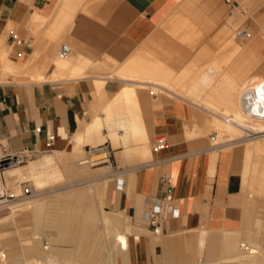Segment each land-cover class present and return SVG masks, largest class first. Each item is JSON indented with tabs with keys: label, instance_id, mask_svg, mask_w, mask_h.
Segmentation results:
<instances>
[{
	"label": "crops",
	"instance_id": "crops-1",
	"mask_svg": "<svg viewBox=\"0 0 264 264\" xmlns=\"http://www.w3.org/2000/svg\"><path fill=\"white\" fill-rule=\"evenodd\" d=\"M222 8L221 0H0V149L49 152L78 174L82 149L112 142L114 171L91 169L101 176L91 180L118 176L110 201L130 222L133 264H215L218 246L203 260L175 244V235L235 232L246 222L238 153L213 140L240 85L264 75V57L259 40L232 41ZM220 33L221 43L208 46L207 36ZM62 43L71 54L59 65ZM193 124L198 133L215 132L210 145L186 138ZM158 135L166 147L151 151ZM156 203L162 234L146 219ZM203 240L201 232L198 247Z\"/></svg>",
	"mask_w": 264,
	"mask_h": 264
},
{
	"label": "rangeland",
	"instance_id": "rangeland-1",
	"mask_svg": "<svg viewBox=\"0 0 264 264\" xmlns=\"http://www.w3.org/2000/svg\"><path fill=\"white\" fill-rule=\"evenodd\" d=\"M221 1L223 6L222 23L228 21L232 25V41L241 45H246L250 41L257 39L262 44V54L264 57V0H236L240 4L239 11H230L226 4V0ZM240 30H245L249 36L242 40L237 39L236 34ZM221 38V33L212 36L208 35V46H218L221 43ZM1 79L2 77L0 80ZM180 95L182 96V94ZM206 117L210 118L211 115H206ZM198 126V124H193L191 126L192 130L187 133L186 138L193 139L201 137L210 145V138L215 132L211 131L209 134L198 133ZM160 136L163 135H158L157 137ZM253 136L256 135L253 134ZM251 137L252 136L245 137L241 140L242 142L238 144H229L225 146L234 148L238 153L240 191L244 195L246 201V222L235 232L220 230L210 231L206 228L178 232L175 235V244L179 246H190V248L194 250L196 258H202L203 260L209 259L208 253L210 247L218 246L217 252L219 254L211 259H223L220 264H239L240 260L235 258L239 255V245L241 243L249 244V242H254L259 253L253 257H246V262L247 264H264V160L261 162L253 153L250 154L251 156H245V164H247L245 166V171L242 166L243 157L241 150L246 141ZM98 143L99 141L91 143L90 151H94L96 148H105V150L109 152V156L106 154L101 155L94 158L91 163L79 165V161L85 159L88 155V148L87 150L82 149L78 157H76L75 165L78 174H73L67 170L65 165L59 160H56L55 156L51 155L49 152H43L38 156L25 159L24 162L15 166V168L24 167L28 165L30 161L38 157L46 158V162L52 163L48 165L49 168L46 166L43 170L40 169V172L36 173L37 175H33V177L28 175L24 178L18 177L16 180L10 181L7 180L4 171V182L10 190V193L14 194L16 197L20 196L24 188L27 187L32 191V194L26 200H15L10 206L0 209V253L2 252V254L5 255V258H2L3 260L0 264H79V262H81L77 247L82 244L83 239L77 238L71 241L62 239L59 235L58 228L61 214L68 215L75 211V214L82 218L81 207L76 204H71L68 206V211H66L62 208V204L53 202L56 194L51 192V195V193H49L54 189L70 185H76L69 189L70 191L83 189L91 196L89 201L91 218L88 222H95L94 232L97 233L98 237L100 236L99 239L102 242L104 240L102 246L103 252L107 255L106 264H113V262L115 264H133L132 252L130 250V241L132 237L129 228L130 222L124 217L122 212L115 210L110 201L112 190L115 186V178L118 176L116 175L104 181L97 180L92 185L82 184L93 178L101 177L97 174V171L94 173L91 172V169L110 165L111 172L114 171L115 159L113 152L116 150L114 151L113 143H110L111 146H109L108 143L101 145H98ZM149 145L152 151L155 147V141L150 142ZM116 146H119V144ZM123 147L124 146H122V150L124 149ZM45 155L47 156L44 157ZM123 156L124 158H132L135 157V154L133 152L124 153ZM101 159H103L104 162H97ZM39 179L44 181L42 186H40ZM98 185L102 186L101 193L97 195L93 194L91 188ZM46 192H48V194ZM42 193L46 194H43L44 196L40 195ZM36 195L43 196V199H45L47 203L50 202V204L52 203L53 205H48L43 210L42 214L37 217L30 211L16 210L21 207V203L30 202L38 197ZM106 219H109L107 224L110 226V232H107L109 231L108 229L106 233H104L103 223L104 221L106 222ZM117 231H124L126 233L128 242L126 250H120L114 242V234ZM201 232H204V242L202 247H198L197 237ZM34 236H39L42 243L45 244L44 246H48V249H43L41 244L35 242L32 239ZM188 236L196 237V241L191 243L182 241V239ZM179 238H181V240ZM229 242L232 244L235 242L237 248L234 250H225ZM231 247L234 248V246Z\"/></svg>",
	"mask_w": 264,
	"mask_h": 264
},
{
	"label": "bare ground",
	"instance_id": "bare-ground-1",
	"mask_svg": "<svg viewBox=\"0 0 264 264\" xmlns=\"http://www.w3.org/2000/svg\"><path fill=\"white\" fill-rule=\"evenodd\" d=\"M233 10H237L235 3H234V9ZM229 53L227 52V54H229ZM224 56H226V54ZM66 59L58 60V64L62 65L63 64L62 60H66ZM229 59H230V57H229ZM227 62H228V60H227ZM212 67H214V66H212ZM63 68L65 69L66 67L64 66ZM212 107L213 106H211L210 109H212ZM215 113H216V111H215ZM221 115H224L223 120L221 122H217V121L215 122L216 123V129H217L215 131H217L216 132L217 135H216L215 139L213 140V144H220V145L236 144V143L242 142L241 140L244 139L245 137L252 136L243 145L245 156H249L250 154L254 153L255 156H257V158L260 159L262 162V160H264V75H256V76L250 77L242 85H240V88L236 92V95L234 97V101L232 102L231 109L225 111L224 114L221 113ZM207 122H209V121H207ZM207 129H208V127H207ZM253 134H255L256 136H253ZM162 139L163 138L158 139L159 142L160 141L163 142ZM98 151H100V150H98ZM101 155H105V153L90 156L89 159L93 160L94 158L99 157ZM46 156L47 155H45L44 157H46ZM49 164H52V163L46 162V158L38 157V158L30 161L28 163V165H26L24 167L15 168V166H16L15 165V166L6 168L4 171H5L7 180L11 181L14 179L16 180L18 177L24 178L28 175H31L33 177V175L40 172V169L43 170ZM78 164L81 165V164H86V163L83 159V160L79 161ZM246 165L247 164H245V166ZM48 168H49V166H48ZM94 182H96V181L91 180V181L84 182L82 184L83 185L84 184H91L92 185ZM39 183L41 184L40 186H42L44 181L41 179L39 181ZM73 186H76V185L65 186V187H62L59 189H54V190L49 192V193L53 192L56 194V196L54 195L55 200L54 201L51 200V201L62 204V208L64 210L68 211L69 205L76 204V205H79L81 207V212L83 215V217L80 218V217H78V215L75 214V211H73L71 214H68V215L67 214H61L60 222L58 223L59 235L62 239H66V240H70V241L77 239V238L83 239L82 244H80L77 247V252L79 253V257L81 258V262H79V264H106L107 255H106V253L103 252V246H102L104 240L102 242L99 239L100 236L98 237L97 233L94 232V227H95L94 223L95 222H88V220L91 218V210L89 207V201H90L91 196L88 194L87 191H85L83 189H77V190L70 191L69 189L73 188ZM91 189H92L93 194L97 195V194L101 193L102 186L98 185V186L92 187ZM46 193L48 194V192H46ZM46 193H42L40 195H43ZM38 195H36V196H38ZM51 195H52V193H51ZM43 196H38L30 202L21 203L20 204L21 207L17 208L16 210L17 211H19V210L20 211L21 210L26 211L27 210L28 212L29 211L32 212L33 215L36 217L40 216V214H42L43 210L48 205L49 206L53 205L52 203L50 204L49 201H48L49 203H47V201L45 199H43L44 198ZM107 222H109V219H106V222L104 221V223H103L104 233H106V231L110 227V226H108ZM115 223H117V222H115ZM107 232H110V229ZM159 234H162V233H159ZM32 239L35 242L41 244L43 249H48V246H44L45 244L42 243L41 238L39 236H34ZM113 239H114V242L117 244V246L120 250H126L127 249L128 242H127V237H126L125 232L117 231L114 234ZM251 243H254V242H249V244L241 243L239 245V255H237V257H235V258L240 260L239 264H247V262H246L247 260L245 259L246 257H251V256L253 257L259 253V251L257 250V247L255 246V243L254 244H251ZM231 246H234V248H232ZM235 248H237L236 243L234 242L232 244L231 242H229L227 244V247L225 250H228V249L234 250ZM2 258H5V255L2 254V252H1L0 253V262L3 260ZM221 260L222 259H220L218 262L216 261V263L214 261V263L220 264ZM31 261H33V260H31ZM113 264H115V263L113 262ZM196 264H209V263L206 261L205 262L200 261V262H197Z\"/></svg>",
	"mask_w": 264,
	"mask_h": 264
},
{
	"label": "built area",
	"instance_id": "built-area-1",
	"mask_svg": "<svg viewBox=\"0 0 264 264\" xmlns=\"http://www.w3.org/2000/svg\"><path fill=\"white\" fill-rule=\"evenodd\" d=\"M226 4L230 11L234 9V1L232 0H226ZM249 35L245 30H240L236 34L237 39H244L247 38ZM71 54V48L68 44L62 43L56 50V57L59 59H66ZM40 129L36 128L34 132H39ZM163 136L157 137L155 140V147L154 150H160L164 147H166V142H159L158 139H161ZM158 140V141H157ZM54 143V136L49 135L46 137L45 146L46 148H50ZM100 150V151H98ZM95 151V152H94ZM90 151V148H88L87 157L84 159L85 163H91L92 160L89 159L90 156L97 155L98 154H104L105 148H96V150ZM109 156V152L106 151V153ZM33 156L30 155L28 150H22L19 153H6L3 152L0 149V209L6 208L14 203L15 200H26L31 194L32 191L29 188H24L23 192L20 196H15L14 194L10 193V190L6 186L3 178L4 170L8 167L15 166L17 164H20L24 162L25 159L31 158ZM97 162L101 163L104 162L103 159L98 160ZM119 187V185H117ZM167 199H170L168 196ZM167 213L171 214L172 216H177L178 211L173 208L171 205H167L166 208ZM147 223L150 228V230L155 233L159 234L163 232V221L164 217L162 214V208L159 203L154 204L149 211L147 212Z\"/></svg>",
	"mask_w": 264,
	"mask_h": 264
}]
</instances>
